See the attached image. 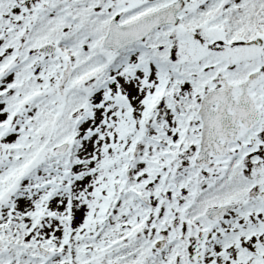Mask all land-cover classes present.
I'll use <instances>...</instances> for the list:
<instances>
[{"label":"snow or ice","instance_id":"snow-or-ice-1","mask_svg":"<svg viewBox=\"0 0 264 264\" xmlns=\"http://www.w3.org/2000/svg\"><path fill=\"white\" fill-rule=\"evenodd\" d=\"M0 264H264V0H0Z\"/></svg>","mask_w":264,"mask_h":264}]
</instances>
